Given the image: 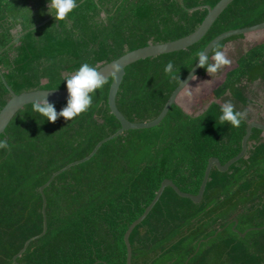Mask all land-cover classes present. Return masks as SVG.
<instances>
[{
	"label": "trees",
	"instance_id": "16d2710c",
	"mask_svg": "<svg viewBox=\"0 0 264 264\" xmlns=\"http://www.w3.org/2000/svg\"><path fill=\"white\" fill-rule=\"evenodd\" d=\"M219 1L184 0L186 9L213 8ZM207 14L188 12L180 0H78L65 20L54 18L16 41L0 56V70L17 95L65 90L62 76L81 63L100 69L129 52L182 39ZM52 16L47 0H0V51ZM263 22L264 0H235L196 45L129 66L117 95L118 110L131 123L155 120L196 65L197 51L225 32ZM242 37L216 48L224 51ZM169 60L177 69L176 79L163 71ZM210 75L201 67L196 77ZM112 81L91 93L92 105L70 121L58 117L49 122L29 105L0 136L9 145L0 149V264H15L13 258L25 243L43 232L40 188L121 129L108 106ZM257 82L264 84V45L241 56L211 97L230 95L246 106L241 86ZM10 98L0 77V111ZM64 104H54L55 109L59 112ZM220 106L213 102L191 116L174 105L159 126L124 132L90 161L58 176L44 192L47 233L17 263L126 264L124 235L163 181L196 196L211 158L225 165L241 152L249 122L232 127L219 121ZM262 228L264 136L254 129L243 159L225 173L212 169L200 204L165 189L130 236L132 264H264ZM250 229L259 230L241 236Z\"/></svg>",
	"mask_w": 264,
	"mask_h": 264
},
{
	"label": "water",
	"instance_id": "95a60500",
	"mask_svg": "<svg viewBox=\"0 0 264 264\" xmlns=\"http://www.w3.org/2000/svg\"><path fill=\"white\" fill-rule=\"evenodd\" d=\"M234 1L235 0H220L216 4V6L213 8H211L210 6H201V7H196L193 9H186L184 0H180L181 6L190 13L200 11V10H207L208 11V14H207L205 20L203 21V23L200 25V27L194 33H192L191 35L186 36L182 39L173 41V42L156 44V45H149L145 48H141V49L129 52V53L125 54L124 56H122L121 58H119V59H117V60H115L109 64H106V65L102 66L100 69H98L100 72H102L105 75V77H106L105 82L108 81L109 79L113 78V81H112V84H111L110 90H109V95H108V106H109V109L111 111V114L120 122L121 129L118 132H116L114 135H112L111 137L101 141L95 147L93 152L88 157L84 158L83 160L69 164L68 166H66L62 170L54 173L51 176V178L48 180V182L40 188V193H41V196L43 198V211H42L43 212V218H44L43 232L39 236L31 238L30 240H28L25 243L22 250L13 258V262L15 264H18L17 260L25 254V252L27 251V249L31 243H33L36 240L43 238L47 233L48 227H47V219H46V212H45L46 198H45L44 192L53 183V181L58 176L67 172L69 169L76 167V166H79V165H82V164L90 161L105 143L116 139L117 137L122 135L124 132L134 131V130H148V129H153V128L159 126L163 122V120L166 118V116L168 115L172 106H174V105L179 106L177 102H178V99H179L181 93L196 78L201 67L197 66V63H196V65L191 70V72L186 76V78L182 81V83L172 93V95L170 96V98H169L168 102L166 103L161 114L155 120H153L151 122H146V123H131V122H129L117 108L116 99H117V95L119 93L120 87L122 85V82L124 80V77L126 74V69L129 66H131L137 62H140V61H143L146 59H150V58H155V57H159V56H163V55L176 53V52L185 51V50L191 48L192 46L196 45L207 35V33L212 28V26L215 24V22L220 18V16L224 13V11ZM53 19H54V16L48 18L44 22L38 24L37 26H34L31 29L20 33L19 36H17V38L12 43L7 45L4 49H2L0 51V56L3 53H5L13 44H15L16 41L21 39L23 36H25L26 34H28L31 31H35V30L41 28L42 26H44L45 24H47L48 22H50ZM263 30H264V22L261 24H258L256 26L225 32V33L219 35L218 37H216L214 40H212L207 45V47L204 49V51L206 54L208 52V55L210 56V54L212 53V50L215 49L220 43H222L223 41H225L227 39H230V38L236 37V36H243V35L259 32V31H263ZM113 64L120 65V71L116 75L109 74L110 68ZM0 77H1V80L4 84V86L6 87V89L8 90V92L10 93V96H11L10 100L7 102V104L4 106V108L0 111V136L5 134L8 126L10 125L12 120L15 118V116L22 109H24L26 106H29L32 104V100L47 98L48 101L52 102L53 104L66 102L67 89H65V90H36V91H31V92L22 93L20 95H17L8 86L7 82L5 81V79L2 75L1 70H0ZM254 129L260 130L264 134V125H262L258 122H255V121L249 122V124L247 125V128H246V134L242 139L241 152L236 157H234L229 162H227L225 165H222L217 158H211L209 160L208 165H207L206 170H205V173H204V178H203V181H202L198 195L194 196V195L182 192L170 180H165L162 182V184H161L158 192L156 193V196L153 199V201L146 208V210L141 215V217H139L136 221H134L129 226L128 230L126 231V233L124 235V243H125L126 250H127L126 264H132V247H131V244L129 241L132 232L134 231V229L138 225H140L148 217L150 212L153 210L155 205L160 200L165 189L171 188L179 197L191 200L194 204H200L203 201L204 193H205L207 184L210 180L212 169L215 167L220 173H225L231 168L232 165H234L235 163H237L238 161L243 159L247 154L248 142L251 138L252 131ZM237 223H238V221L235 220V227H236ZM235 227L233 229L234 231H236ZM253 230H259V229H250V230L246 231L244 234H241V236L245 237L247 235V233H249L250 231H253ZM219 232H217V233H219ZM201 243L198 245V249H199Z\"/></svg>",
	"mask_w": 264,
	"mask_h": 264
},
{
	"label": "clouds",
	"instance_id": "9594fccd",
	"mask_svg": "<svg viewBox=\"0 0 264 264\" xmlns=\"http://www.w3.org/2000/svg\"><path fill=\"white\" fill-rule=\"evenodd\" d=\"M77 3L78 0H47V12L50 15H54L55 21H63L77 7ZM195 55L197 66L204 68L209 75L216 73L220 68L231 63L224 51L219 48L213 49L211 56L208 55V52L206 54L205 51H197ZM119 71L120 65L113 64L109 74L116 75ZM163 71L171 79H176L177 69L171 60L165 63ZM61 79L65 82L67 98L59 112L47 98L32 100V111L49 122L55 121L58 117H63L65 120L70 121L81 113L86 112L92 105L93 97L91 93L105 84L106 77L98 69L84 62L72 72L62 76ZM219 111V121L227 122L232 127H239L247 116L246 111H234L231 101H225L220 106ZM8 147L7 141L0 139V149Z\"/></svg>",
	"mask_w": 264,
	"mask_h": 264
},
{
	"label": "rangeland",
	"instance_id": "374dc122",
	"mask_svg": "<svg viewBox=\"0 0 264 264\" xmlns=\"http://www.w3.org/2000/svg\"><path fill=\"white\" fill-rule=\"evenodd\" d=\"M264 45V30L243 35L242 38L228 43L224 49L230 64L223 66L216 73L205 78L196 77L191 84L181 93L178 105L189 115L198 116L202 114L213 102L222 105L225 101H231L234 110L246 111L248 122L264 123V84L243 83L241 88L244 91L248 104L245 106L233 100L230 95L214 100L212 91L223 81L225 74L236 66L237 60L248 52L251 48ZM264 229V228H262Z\"/></svg>",
	"mask_w": 264,
	"mask_h": 264
},
{
	"label": "flooded vegetation",
	"instance_id": "af4514ba",
	"mask_svg": "<svg viewBox=\"0 0 264 264\" xmlns=\"http://www.w3.org/2000/svg\"><path fill=\"white\" fill-rule=\"evenodd\" d=\"M260 124L264 125V123H260ZM262 136H264L263 132H262Z\"/></svg>",
	"mask_w": 264,
	"mask_h": 264
}]
</instances>
